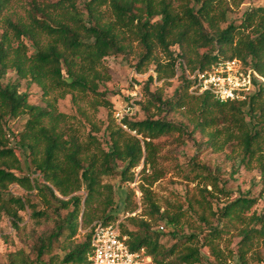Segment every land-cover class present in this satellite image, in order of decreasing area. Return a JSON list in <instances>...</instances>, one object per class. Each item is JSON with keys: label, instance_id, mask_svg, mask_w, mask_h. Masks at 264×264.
I'll list each match as a JSON object with an SVG mask.
<instances>
[{"label": "trees", "instance_id": "1", "mask_svg": "<svg viewBox=\"0 0 264 264\" xmlns=\"http://www.w3.org/2000/svg\"><path fill=\"white\" fill-rule=\"evenodd\" d=\"M9 1L0 0V14ZM223 1L55 0L41 6L33 5L27 24L5 20L14 44L7 31L0 36V203L15 227V222L20 219L18 211H23L26 206L32 208L34 219L50 218L48 213L51 212L53 228L41 234L32 248L36 264H53L52 258L43 263L42 257L48 255L61 238L74 237L79 220L80 228H86L84 242L72 247L59 264H89L92 225L97 221L104 225L117 221L110 213L117 202L113 186L103 184L102 179L118 173L122 182L132 183V170L141 166L140 172L150 171L154 175L153 181H156L159 175L156 172L158 155L154 141L171 133H199L214 152L223 151L226 147L238 150L241 164L256 166L261 195H264L262 85H258L255 93L245 100L227 102L219 101L209 93L190 96V85L182 74L178 77L181 85L168 100H162L158 92L151 93L146 87L147 103L141 109L147 116L141 121H122L134 135L110 121L103 134L104 148L93 135H88V141L80 143L74 133L58 131L55 124L60 115L30 105L27 93L19 92V81L28 80L40 87L44 94L51 88L95 94L99 80L96 68L104 58L123 54L126 49L124 42L130 39L142 47L135 69L141 71L144 66L153 63L156 81L175 76L178 58L183 59L190 69L237 59L264 79V0H258L263 3L261 6L247 8L238 24L231 21L222 29L220 25L226 22L230 12V7ZM231 1L239 6L244 0L237 3ZM81 2L87 19L76 5ZM103 6L109 8L112 21H101L99 10ZM50 10L58 12L61 18L51 17ZM40 36L47 37L50 42L41 45ZM30 49L34 52L28 55ZM156 50L165 55V63L155 58ZM8 70L15 72L17 79L3 85ZM151 81L150 76L148 82ZM192 99L196 100L197 108L191 110L190 132L183 123L167 121L165 116L154 119L149 114L150 107L156 108L158 114L186 109ZM20 116H26L27 120L17 141L11 145L9 136L12 132L5 126L8 121ZM45 120L53 124L45 126ZM17 149L28 151L30 164L38 174L36 178L30 180V177L17 173L21 170ZM194 166V176L211 178L214 188L216 176L205 166ZM11 184L36 191L43 210H37L29 202L30 196L25 199L10 196L2 200L3 191ZM82 190L85 195H77ZM140 192L144 196L143 204L148 208L147 219L130 218L134 231L119 224L130 250L144 249L154 264H204L197 235L175 238L176 242L169 248L162 243L167 235L177 237L180 216L169 215L166 210L161 211L157 204L149 202L145 198L147 189L142 185ZM256 202V198L241 195L221 207V227L209 231L203 246L214 254V240L220 232L229 228L227 222L239 221L243 226L237 233L241 237L238 254L245 262L244 256L254 240L264 238V212L245 217ZM209 204L207 202V207L211 209ZM70 207L72 210L62 217L60 212ZM199 220L207 223L203 216ZM246 221L257 223L259 228L249 226ZM158 225L166 233L153 229ZM18 256L29 264L23 252H19ZM10 264L16 263L12 261Z\"/></svg>", "mask_w": 264, "mask_h": 264}, {"label": "rangeland", "instance_id": "2", "mask_svg": "<svg viewBox=\"0 0 264 264\" xmlns=\"http://www.w3.org/2000/svg\"><path fill=\"white\" fill-rule=\"evenodd\" d=\"M47 1L55 0H10L7 7L0 14V36L7 31L9 38L12 39L5 20L9 19L12 22L19 21L27 24L29 23L28 15L32 6H41ZM237 1L234 0L235 3ZM223 3L230 7V12L227 14L226 22L220 25L222 29L231 21L238 24L247 8L263 5L258 0H244L239 6L233 4L231 0H224ZM76 5L86 18L87 13L84 10L83 2ZM99 11L103 23L113 20L107 6L101 7ZM49 14L55 19L61 18L59 13L53 10H50ZM13 41L12 39V44H14ZM39 42L41 45H46L50 42V39L40 36ZM124 45L126 49L123 54L104 58L101 65L96 68L99 80L97 81L98 87L95 94L68 91L61 88H51L44 94L40 87L28 82V80L19 81V92L27 93V101L30 105L51 111L54 115H60L59 121L55 124L58 131L65 134L74 133L80 143L88 141V135H93L104 148L103 134L105 129L110 121L118 126L115 112L129 103L131 93H137L133 97L136 110L133 115L129 116V120L141 121L147 116L141 109V106L147 103L146 87L151 93L158 92L162 100H168L181 85V81L175 76L156 81L155 65L153 63H149L141 71H137L135 66L138 63L139 55L142 53V47L137 41L131 39L125 41ZM33 52V49H30L28 55ZM154 56L162 63L166 62L165 55L160 51L156 50ZM77 68H80V66L77 65ZM83 72H85V69H83ZM150 76L152 81L148 82ZM16 79L15 72L8 70L3 85ZM189 95L192 97L200 96L191 95L190 93ZM191 101L188 108L166 114H158L156 108L150 107L149 114L154 119L165 116L167 121L183 123L188 126L190 132L192 131L190 121L193 119L191 110L197 108L196 100L192 99ZM26 120V116H20L7 122L5 129L7 127L12 132V135L9 136L12 141L11 145L17 141L19 133L23 131ZM52 124L48 120L44 121L45 126ZM205 141L206 139L202 138L199 133L188 135L171 133L155 140L154 144L157 146L158 155L156 172L159 175L156 181H153L154 175L150 171L142 174L140 172L141 166L132 170L134 172L132 183L122 182L118 173L104 177L102 183L113 186L115 200L117 201L116 207L110 213L125 229L134 231L135 226L129 221L130 218L147 219L146 212L148 208L143 204L142 197L144 196L140 192V185H142L147 189L145 198L149 202L157 204L161 211L166 210L169 215L180 216V229L177 237L167 235L162 240L166 247L172 246L176 242L175 238L183 239L185 236L195 234L199 240V250L203 256L202 262L204 264H264V238L254 240L253 245L244 256L245 262L240 259L238 249L241 237L237 233L243 225L239 221L227 222L229 228L220 232L214 240V254L207 246H203L205 243L204 238L209 235V231L221 227L222 220L219 217L221 207L241 195L257 200L250 212L245 214L246 218L252 214L260 215L264 212V195H261V184L256 166L252 164L246 167L241 164L238 150L233 151V148L226 147L223 151L214 152L212 148L205 144ZM16 151L21 162V170L17 173L20 176L30 177V180L36 178L38 174L34 172L33 166L30 164L31 159L28 156V151L26 149H17ZM118 165L119 170H121V164L118 163ZM194 165L205 166L216 176V186L214 188L212 187L213 180L211 178L205 179L203 176L196 178L194 176L195 174L192 172ZM220 189H222V192ZM131 193H133L132 196L127 198ZM77 195L84 196L85 194L82 190ZM10 196L23 199L30 196L29 202L33 203L32 205L37 210H43L40 197L37 196L34 190L27 191L17 184H11L3 191L1 198L2 200L8 199ZM207 202L210 203L211 209L207 207ZM11 209H14V206H11ZM71 210L70 207L68 210L61 211V216L63 217ZM31 215L32 208L28 206L23 211H18L20 219L15 222L17 225L15 227L12 218L7 216L4 210L1 209L0 203V264H10L12 261H15L16 264H25L18 256L19 252L24 253V257L29 264H36L32 248L37 238L41 234L50 231L54 223L50 219L53 217L51 212L48 213L50 218L34 219ZM200 216L206 218V224L199 220ZM248 222L246 221V224ZM80 225L81 221L79 220L77 234L72 238H61L60 243L55 244L52 251L43 256L41 261L47 263L52 258L53 264H59L63 256L72 247L83 243L86 228L81 229ZM159 225L153 227V229H159ZM248 225L259 228L257 223H248ZM224 229L226 228L224 227Z\"/></svg>", "mask_w": 264, "mask_h": 264}, {"label": "built area", "instance_id": "3", "mask_svg": "<svg viewBox=\"0 0 264 264\" xmlns=\"http://www.w3.org/2000/svg\"><path fill=\"white\" fill-rule=\"evenodd\" d=\"M174 72L176 78L182 74L187 80L191 95L209 93L222 102L245 100L255 93L258 85L264 87V79L237 59L190 69L183 59L178 58ZM136 95V92L131 93L129 103L115 112L118 127L126 132L129 130L122 121L129 120V116L134 114L136 103L133 97ZM119 224V221H115L104 225L97 221L92 225L89 264H154L144 249L130 250L127 237L121 234Z\"/></svg>", "mask_w": 264, "mask_h": 264}]
</instances>
